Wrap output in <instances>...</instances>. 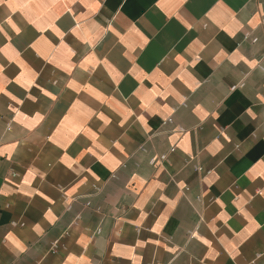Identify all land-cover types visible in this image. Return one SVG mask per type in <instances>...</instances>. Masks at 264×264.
<instances>
[{"label":"crops","instance_id":"obj_1","mask_svg":"<svg viewBox=\"0 0 264 264\" xmlns=\"http://www.w3.org/2000/svg\"><path fill=\"white\" fill-rule=\"evenodd\" d=\"M0 264H264V0H0Z\"/></svg>","mask_w":264,"mask_h":264}]
</instances>
